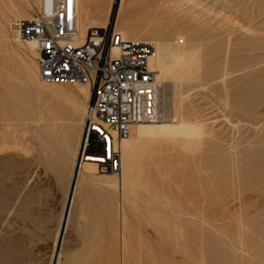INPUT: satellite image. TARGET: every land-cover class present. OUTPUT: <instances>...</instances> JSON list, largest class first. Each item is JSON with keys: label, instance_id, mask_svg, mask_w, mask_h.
<instances>
[{"label": "rangeland", "instance_id": "obj_1", "mask_svg": "<svg viewBox=\"0 0 264 264\" xmlns=\"http://www.w3.org/2000/svg\"><path fill=\"white\" fill-rule=\"evenodd\" d=\"M17 4L21 20L33 17L26 0ZM81 5L97 12L92 18L108 13L111 25L119 14L139 25L164 24L171 41L183 37L200 51L192 77L162 80L160 112L161 122L174 121L185 102L186 119L202 124L203 136L195 151L186 140L138 145L124 229L118 192L96 182L120 169H95L96 180L79 187L60 264H264V0ZM0 7V39L8 36L0 40V264H50L71 175L70 137L81 135L77 124L92 90L87 98L84 83L41 81L38 70L32 77L37 54L14 40L10 28L20 19ZM55 113L65 117L56 130Z\"/></svg>", "mask_w": 264, "mask_h": 264}, {"label": "built area", "instance_id": "obj_2", "mask_svg": "<svg viewBox=\"0 0 264 264\" xmlns=\"http://www.w3.org/2000/svg\"><path fill=\"white\" fill-rule=\"evenodd\" d=\"M76 1L42 0L31 19L13 23V38L34 43L42 80L88 79L95 89L82 119V156L98 159V172L108 174L119 169L116 148L133 127L162 121L161 89L149 67L152 45L125 41L114 28L81 39Z\"/></svg>", "mask_w": 264, "mask_h": 264}, {"label": "bare ground", "instance_id": "obj_3", "mask_svg": "<svg viewBox=\"0 0 264 264\" xmlns=\"http://www.w3.org/2000/svg\"><path fill=\"white\" fill-rule=\"evenodd\" d=\"M0 2L2 3V5H4V7L10 8V11L12 10L13 14L18 16V12H19L18 9L19 8H17L18 7L17 6L18 5L17 0H5V1L0 0ZM26 2H27V5L33 11L37 10V8L39 9L41 7V4H42V0H39V3H38L39 5L38 4L36 5L35 0H26ZM23 5H25V3ZM88 5H89V3H88ZM88 5L86 7L81 5L79 8V0L76 1L77 12H78L77 26H78V31H79V35H80L81 39L85 38L87 35V32L91 29H94V28H100V29L114 28L115 32L119 33L125 41H129L131 43H138V44L139 43H147V44L152 45L153 50H152V54H151L150 59H149V67L156 73V79H157V83L159 86L162 84V80L166 76L172 77L173 80L177 81L179 84L182 81H184L185 79L190 78V76L192 77V74H194L193 70L198 69L200 67V62H201L200 61V51L197 49L191 48L189 41L183 37H176V38L174 37V39L171 41V39H172V37L170 38L171 34L168 35L167 30L165 28H163L164 24H163L162 28L158 27L161 25L159 23H157L156 25H154V24L139 25L135 22V19H132L130 16L126 15L125 17L123 16L124 17L123 18L122 14H121V16L119 14L117 19L115 20V23L113 21V24L111 25L110 20H108V17L106 16L108 13H105L104 15L99 14L96 18H92L93 15L97 12L93 13L90 6H88ZM119 5H121V1H120ZM1 11H2V9H1ZM23 11H25V10H23ZM23 11H22V13H23ZM4 16H7V15H4ZM104 16H106V17H104ZM20 17L18 16L19 19H20ZM6 18L9 19L8 17H6ZM27 18H30V16ZM97 21H101V23L96 25ZM11 24H12V21H11ZM10 29L13 30V24H12V27ZM5 31H7L6 28H5ZM0 33H2V31ZM6 35L2 36L1 39L7 43L8 42V36H6ZM144 37H150V38H144ZM180 41H182L181 45H180ZM27 42H28L27 50L30 52L34 48V51H35L34 43L32 41H27ZM27 42H25V43H27ZM9 43H10V41H9ZM19 43H23V42H19ZM7 46H8V44H7ZM11 48H12V46H11ZM201 55H202V53H201ZM24 61L22 62L23 65H24ZM32 65H35V64H32ZM24 66L27 67V65H24ZM37 66H38V64L36 66H33L32 69L30 68L33 72V75H34L33 76L31 73L32 77L36 76L37 70H38V74H39V67H37ZM36 77H38V76H36ZM38 78L41 81H45V80H42L40 78V76ZM222 80H224V79L222 78ZM46 82H48V81H46ZM71 82L84 83L85 88H83V93L86 95L87 98H89V96L91 95L90 90H92V97L89 99V101L93 99L96 91L93 87H91L88 79L72 80ZM201 84H202V82H201ZM206 86H208V85H206ZM40 88L43 90V92L51 91V92L55 93V91H56V87H54V86L49 87V86H46L44 84H41ZM200 88L202 89V87H200ZM89 101H88V103H89ZM88 103H87V105H88ZM87 105H86V107H87ZM86 107H85V110H86ZM17 108H18V106H17ZM27 108H28V106L26 105V110H27ZM32 108L35 111V115L38 117L37 122H40L42 120V115L40 113L41 107L38 105H35V106H32ZM81 108L84 110L83 105ZM28 109H30V108H28ZM177 110L180 111V112L179 111L176 112L179 115V119H175V120L173 119L174 121H171V122L159 121L155 124H142V125H137V126L133 127L131 130L130 137L127 139L121 140L120 143L118 144L117 148H116V151L118 152V154L120 156V160H121V163H120L121 168L119 167L120 172L118 174L115 173L116 178H112V176H107V178H103V180H97L96 181L101 186L106 187L107 191H109L110 189L111 190L114 189L118 192V194H119V199H118L119 208L117 207V213L119 214L120 223H121V226L123 229L126 225V220H125L124 208L122 207V203L124 202V196H128L127 192L129 190L130 185L133 186V179H134L133 174H134V170H135V151H136L138 145L142 144L144 142L150 143L152 141L156 142V143H162L164 141H167L166 143H168L170 141L172 142V141H176V140H178V141L179 140H182V141L186 140L188 143V147H187L188 149L193 150V151L200 149L199 148L200 147L199 142L202 141L201 139L203 136V129H202L203 125L200 123L190 122L186 119L185 116L187 114V107H185V102L179 103V108ZM16 111L18 112V110H16ZM181 111H182V113H181ZM4 113H5V109L3 108V111H0V121L4 120ZM83 113H85V111ZM81 114H82V112H81ZM81 114H79V115H81ZM83 116H84V114H83ZM64 119H65V117H63L62 115H59L58 113L54 114V116H53V118H51V120L53 123L52 126L55 127V130L62 124ZM82 119H83V117H82ZM25 123H27V122H25ZM77 125H79L80 133L82 134V120ZM77 125H75V126H77ZM44 130H46V129H44ZM2 135L3 134L0 133L1 138H2ZM76 138H77V141H76ZM70 140L71 141H70V145H69V151L71 154V166H72L71 170H70L71 175H70L68 189L66 192L64 208H63L61 216L59 218V222L57 225L58 227H56L57 232H56V236L54 238L55 240H54V244H53V253H52L53 257L50 260L51 261L50 264H60L62 247H63L64 242H65L66 234L68 231V226H69V223H70V220L72 217V211H73L75 199H76V196L78 195V192H79L78 190H79L80 185L82 183L86 182L87 180H96L95 177L93 176V172L95 169L98 170L97 169V163H96V162H99L98 159L93 158V157H88L86 159L85 156H82L81 135H76V134L73 135L72 134V136L70 137ZM47 152H48V150H47ZM47 156H49V153ZM49 167H51V166H49ZM117 171H115V172H117ZM1 175L2 176L4 175L3 171L1 172ZM115 179L117 181H115ZM84 186H87V185H84ZM80 196H82V195H80ZM106 204H108V203H106ZM173 214L175 215L177 213H175L173 211ZM110 217H111V215H110Z\"/></svg>", "mask_w": 264, "mask_h": 264}]
</instances>
